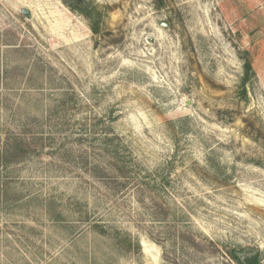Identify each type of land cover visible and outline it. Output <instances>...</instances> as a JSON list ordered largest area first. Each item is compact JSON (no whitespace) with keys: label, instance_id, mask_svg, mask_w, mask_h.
I'll return each instance as SVG.
<instances>
[{"label":"rangeland","instance_id":"obj_1","mask_svg":"<svg viewBox=\"0 0 264 264\" xmlns=\"http://www.w3.org/2000/svg\"><path fill=\"white\" fill-rule=\"evenodd\" d=\"M71 4L0 0V264H264V0Z\"/></svg>","mask_w":264,"mask_h":264},{"label":"trees","instance_id":"obj_2","mask_svg":"<svg viewBox=\"0 0 264 264\" xmlns=\"http://www.w3.org/2000/svg\"><path fill=\"white\" fill-rule=\"evenodd\" d=\"M163 0H155V4L157 8L161 7ZM72 9H76L74 5H70ZM81 13H83L87 18L90 20V27L91 30L93 31L94 35H98L100 33V19H101V14L97 10L96 7L92 6H86L85 8H78ZM244 74L242 76L241 80V91L243 94L244 98H247L248 95V90H247V84L251 81V79L255 75L253 63L250 57L248 55H245L244 57ZM101 123V121H100ZM108 127V132L104 136L103 142V149H105L107 155L112 157L114 159V164L111 167L113 170H118L119 174L118 176L120 177H127L129 174L126 172L127 167L125 166L123 160V157H121V152L116 147L118 145V141L120 140V136L116 134L113 131L112 126H107ZM27 144H25L23 141H19L16 139L10 140L7 139L6 144L4 145V148L2 150V153L4 156L7 158H12L15 159L16 161L19 159H22L25 157L27 154L30 153L31 149L29 150V147H25ZM232 258H234L239 264H244L241 261L240 258V253H237L235 250L231 252ZM254 264H261L259 259L256 260Z\"/></svg>","mask_w":264,"mask_h":264},{"label":"water","instance_id":"obj_3","mask_svg":"<svg viewBox=\"0 0 264 264\" xmlns=\"http://www.w3.org/2000/svg\"><path fill=\"white\" fill-rule=\"evenodd\" d=\"M64 2H67V3H79L80 1H83V0H63ZM23 13L26 15V16H29V11L27 9H22ZM164 25L163 26H166L167 23H163ZM260 255V251L259 250H256L255 252L253 253H247V251H244L240 254V258H241V261L244 263V264H252Z\"/></svg>","mask_w":264,"mask_h":264},{"label":"flooded vegetation","instance_id":"obj_4","mask_svg":"<svg viewBox=\"0 0 264 264\" xmlns=\"http://www.w3.org/2000/svg\"><path fill=\"white\" fill-rule=\"evenodd\" d=\"M85 2H86V0H83V1H80L79 3H75V4L73 3V5H75V6L77 5L78 8H85V5H86V4H84ZM244 251H247V253H250L251 254V253L255 252L256 250L251 249V250H244ZM258 258L256 260H258ZM256 260L252 264H254L256 262Z\"/></svg>","mask_w":264,"mask_h":264}]
</instances>
